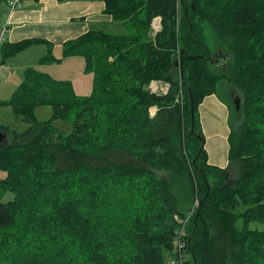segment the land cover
I'll list each match as a JSON object with an SVG mask.
<instances>
[{
	"label": "trees",
	"instance_id": "obj_1",
	"mask_svg": "<svg viewBox=\"0 0 264 264\" xmlns=\"http://www.w3.org/2000/svg\"><path fill=\"white\" fill-rule=\"evenodd\" d=\"M102 1L124 33L92 26L41 58L83 57L92 93L27 68L7 102L27 128L0 124V197L12 194L0 199V264H170L180 207L195 199L182 264H264V229L252 226L264 223V0ZM40 42L4 40L0 52ZM223 77L240 104L221 168L207 163L198 105ZM42 105L52 114L36 121Z\"/></svg>",
	"mask_w": 264,
	"mask_h": 264
},
{
	"label": "rangeland",
	"instance_id": "obj_2",
	"mask_svg": "<svg viewBox=\"0 0 264 264\" xmlns=\"http://www.w3.org/2000/svg\"><path fill=\"white\" fill-rule=\"evenodd\" d=\"M3 1H0V36H7V31H5L6 18L8 14V9L4 8ZM158 18H156V23ZM119 23H113L112 25H98L97 27H102L103 29L114 32V33H124V27H121ZM200 25L203 29V35L205 42L211 52V55L221 51L222 48L218 47V41L215 36V31L212 28L211 24L206 20L200 21ZM160 26V25H157ZM156 27V24H155ZM4 31V32H2ZM4 37V38H5ZM5 39L2 40V42ZM1 42V43H2ZM225 50V49H223ZM226 51V50H225ZM62 46L61 44L55 46L53 49L49 47L47 43H32L27 47L21 49L12 56H6L3 58V55L0 52V124L3 126H8L10 129H14L18 132L23 131L27 128V123L22 120V117L16 114L12 106L7 102L12 97L14 91L18 87L19 83L24 79V71L27 68H33L41 72L49 74L55 79L69 80L72 84L73 90L76 95L79 96H88L93 91V75L91 72L87 71L85 68V60L81 56H70L64 58L58 62H47L42 61L41 58L46 55H52L54 57H61ZM2 60L4 62H2ZM217 84L216 92L221 96V98L227 103L228 107V122L229 127L236 123V116L234 115V102L232 100V95L229 91V82L226 77L221 78ZM162 82L154 81L150 84L151 89L154 91H163L167 90V86ZM152 112L154 108L151 109ZM52 114V109L49 105H42L36 107L34 110V118L36 121H42L49 118ZM54 126L64 132H69L72 125L69 122L62 120H55ZM3 134V133H2ZM4 135V134H3ZM4 138V136H3ZM205 138V137H203ZM2 140V139H1ZM5 176V171L0 169V178ZM12 198V194L7 191L3 193L0 197L1 200L6 201ZM196 199L191 201H186L185 205H181L180 209L184 212L185 215L181 216L180 219L187 220V224L190 221L192 211L195 207ZM188 218V219H187ZM252 226H256L259 229H264V223H255ZM186 249V248H185ZM181 250L185 259L187 258V251ZM172 255H166L165 260L168 262L174 257L179 256L180 252L172 251ZM51 255V254H50ZM183 262V263H184Z\"/></svg>",
	"mask_w": 264,
	"mask_h": 264
},
{
	"label": "crops",
	"instance_id": "obj_3",
	"mask_svg": "<svg viewBox=\"0 0 264 264\" xmlns=\"http://www.w3.org/2000/svg\"><path fill=\"white\" fill-rule=\"evenodd\" d=\"M8 9L5 24L9 42L28 38L46 40L50 48L77 37L98 25H112L111 15L104 11L102 0H38L29 1L13 10ZM40 42V43H46ZM163 84V83H160ZM199 121L204 138L207 163L224 168L228 165L227 103L215 92L198 105Z\"/></svg>",
	"mask_w": 264,
	"mask_h": 264
},
{
	"label": "built area",
	"instance_id": "obj_4",
	"mask_svg": "<svg viewBox=\"0 0 264 264\" xmlns=\"http://www.w3.org/2000/svg\"><path fill=\"white\" fill-rule=\"evenodd\" d=\"M28 0H8V5L10 6V8H15V7H18V6H21L24 2H26ZM153 28L155 30H158V26H153ZM7 30V27L5 28V31ZM4 32V31H2ZM3 40V36L1 34L0 36V42ZM178 222L180 223V228L179 230L176 232L177 233V237L175 239V247L177 250H179L181 252V249L184 248V245H185V242H184V238L186 236V232H185V229H184V225H185V222L186 220L184 219H177ZM183 260V256L181 253H179V259L178 260H171V263L174 264L176 261H179L181 262Z\"/></svg>",
	"mask_w": 264,
	"mask_h": 264
},
{
	"label": "water",
	"instance_id": "obj_5",
	"mask_svg": "<svg viewBox=\"0 0 264 264\" xmlns=\"http://www.w3.org/2000/svg\"><path fill=\"white\" fill-rule=\"evenodd\" d=\"M181 53H182V51H181ZM210 57V56H209ZM216 58V57H220L219 59H218V61H220L221 59H223V58H225V55H223V54H220L219 53V51L217 52V54L215 53V54H213V58ZM212 58V56H211V58H210V60H211V63L213 64V62H214V59ZM218 63V62H217ZM232 98H233V101H234V103H235V106H236V108H238L239 107V104H240V99H239V97L235 94V93H233L232 94ZM190 100H191V116H192V111H193V104H192V97H191V95H190ZM190 133H193V125H191V127H190ZM3 134H0V140L3 138ZM196 136L197 137H199V132L196 134ZM196 158V157H195ZM195 158L193 159V161L195 160ZM202 172V174H203V170L201 171ZM204 179H205V181H206V178L204 177Z\"/></svg>",
	"mask_w": 264,
	"mask_h": 264
},
{
	"label": "bare ground",
	"instance_id": "obj_6",
	"mask_svg": "<svg viewBox=\"0 0 264 264\" xmlns=\"http://www.w3.org/2000/svg\"><path fill=\"white\" fill-rule=\"evenodd\" d=\"M29 1H33V0H28V1H26V2H29ZM7 2V5H8V0L6 1ZM26 2H24L23 4H25ZM22 4V5H23ZM21 5V6H22ZM8 7H9V9H11V10H13V9H15V8H17V7H15V8H10V6L8 5ZM18 7H20V6H18ZM7 31V30H6ZM3 36V39H4V35H2ZM2 42V41H1ZM1 42H0V44H1ZM154 90V89H153ZM232 100H233V98H232ZM234 102V101H233ZM235 104V103H234ZM0 134H2V133H0ZM1 141V140H0ZM196 204H197V201L195 202ZM196 204H195V206H196ZM178 219V218H177ZM178 221V220H177ZM186 222H187V220H186ZM185 222V223H186ZM179 223V222H178ZM180 224V223H179ZM184 242H185V240H184ZM184 248H185V245H184ZM184 248L183 249H181V250H184ZM178 252H180L179 250H177ZM181 254H182V252H180ZM182 256H183V254H182ZM173 259H175V260H178L179 259V256H177V257H174ZM172 259V260H173ZM185 259V257L183 256V260ZM183 260L181 261V262H179V261H176L174 264H182L183 263ZM170 264H172L171 263V260H170V262H169Z\"/></svg>",
	"mask_w": 264,
	"mask_h": 264
}]
</instances>
